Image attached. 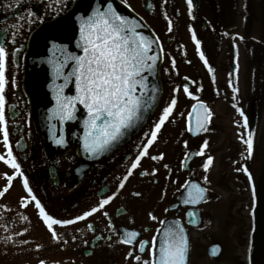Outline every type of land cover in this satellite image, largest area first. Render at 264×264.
Returning a JSON list of instances; mask_svg holds the SVG:
<instances>
[{
    "label": "flooded vegetation",
    "instance_id": "flooded-vegetation-1",
    "mask_svg": "<svg viewBox=\"0 0 264 264\" xmlns=\"http://www.w3.org/2000/svg\"><path fill=\"white\" fill-rule=\"evenodd\" d=\"M79 1L0 0V44L8 52L4 95L9 141L21 169L29 177L30 186L50 214L57 218H72L96 205L106 195L116 193L105 208L115 229L109 230V217L97 212L74 225L57 226L56 231L67 243L53 240L34 204L22 206L21 197L26 195V190L22 187V177H18L9 191L0 197V264H39L40 260L46 264H138L132 258L126 259L127 253L131 250L134 255H140L142 261L149 260L151 241L153 237L157 238L164 224L161 222L177 219L186 225L187 214L192 212L198 223L197 227L186 225L192 249L193 236L205 223L203 206L208 202L209 192L192 172L196 160L201 157L198 154L200 148L195 144L206 134L214 118V109L199 95L205 87L217 84L223 64L231 67L234 59V49L230 61V57H224L218 48L210 47L211 40L217 43L222 36V0H199V7L193 0L191 8L187 0H115L145 21L160 40L164 54L161 68L163 94L154 115L136 135L110 154L92 159L80 156L76 148L61 151L45 143L34 126L29 97L23 85L28 45L33 33L67 14ZM169 20L171 31L168 30ZM185 21L190 24V48H182L176 42ZM193 33L200 41L199 47L192 38ZM201 52L208 64L200 59ZM185 84L191 96L183 91ZM175 87H179V91L174 93ZM181 93L191 103L176 104L169 120L172 116L175 121L183 116L187 104L189 114L194 104L202 102L212 113L205 133L194 138L187 132L188 114L185 128L183 124L178 129L168 128L167 121L148 149L149 156L142 159L140 166L124 182L122 177L144 142V133L150 130L170 99ZM6 148L0 134V155H6ZM191 151L197 154L187 168L184 161ZM161 153L162 159L154 161L150 158L159 157ZM153 170H156L154 175ZM5 172L11 174V169L0 162V190L6 184L2 178ZM189 182H197L207 191L205 201L197 208L183 206L178 200ZM119 183H124L122 189L118 188ZM150 214L157 219L152 220ZM89 224L95 226V231L87 227ZM126 231H136L139 234L137 241H149L143 253L138 251V243L126 245L120 242Z\"/></svg>",
    "mask_w": 264,
    "mask_h": 264
},
{
    "label": "snow or ice",
    "instance_id": "snow-or-ice-1",
    "mask_svg": "<svg viewBox=\"0 0 264 264\" xmlns=\"http://www.w3.org/2000/svg\"><path fill=\"white\" fill-rule=\"evenodd\" d=\"M192 4L193 0H187L189 8L192 7ZM29 15H32V13H29ZM139 27L141 25L137 20H130L128 17L121 15L109 0L106 6L101 4L100 7L92 11L91 15L81 19V44L78 46L81 47L83 54L70 55L56 67L57 77L64 80V83L57 89V118L62 123L74 120L76 118L77 104L82 105L87 110V119L84 121L83 147L88 153H102L108 149L124 135L126 130L134 127L144 110L149 107V99L145 98V94L146 91L150 93L151 89L145 73H151L154 70L160 56L152 47L156 41L137 31ZM171 28L172 22L169 20L168 30L171 31ZM192 38L195 40L197 47H199L200 41L196 39L194 33ZM7 57L8 52L5 46L0 44V134H2L3 142L7 145L6 155H0V162H3L6 167L11 169V174L8 172L2 174L6 184L0 190V197H3L9 191L12 182L16 178L22 177V187L26 190V195L21 197L22 206L27 207L28 204H34L35 209L38 210L39 219L45 225L51 238L59 243H67V241L62 240L56 231L57 226L68 227L74 225L86 220L97 212L109 217L105 208L115 198L116 193L106 195L96 205L89 207L72 218H57L46 210V206L42 204L41 199L38 198L30 186L29 177L21 169V164L18 162L10 145L4 95L7 83ZM200 59L205 64H208L203 52L200 53ZM69 61L73 62V66L70 71L65 73L64 68L68 66ZM172 64L173 66L175 65V60L172 61ZM208 70L211 72L212 68L209 67ZM73 78L75 95L63 94L64 88L73 81ZM178 91L179 87L173 88L174 93ZM183 91L189 96L192 95L187 84L183 87ZM233 91H237V89L234 88ZM176 104L177 99L173 96L167 105L162 108L161 114L150 130L144 133L145 140L139 146V150L130 161L126 173L122 177L124 182L140 166L142 159L149 156L148 149L157 140L158 134H160L165 123L169 121ZM196 107H193V113H195ZM198 107L204 110L205 115L203 118L198 114L196 115V126L204 129L212 113L203 103L199 104ZM193 113H190L189 116L191 117ZM240 114L241 116L244 115L242 110ZM244 123L247 126V117H244ZM188 130L191 131V128ZM55 143L62 146L65 144V140L63 137L57 138ZM244 143L247 145L248 153L251 154L253 151V137L251 134L248 135ZM204 147H207V141H205ZM198 154L203 155V149ZM150 158L154 161L158 158L162 159L163 154L161 153L159 157L151 156ZM212 162L213 158L208 156L203 168L207 170ZM164 167L167 168L168 165H164ZM155 171L153 170V175ZM249 178L251 179L250 173ZM123 187L124 183L118 184V188L122 189ZM184 187L187 189V195L183 203L195 205L204 200L205 188L196 183H186ZM190 215L192 214L190 213ZM150 218L152 220L157 219L156 216L151 214ZM87 227L95 231L94 225L89 224ZM107 228L109 230L115 229L110 217ZM138 235L136 231H126V235L120 238V242L126 245L138 243V251L143 253L149 241H137ZM164 237L165 239L159 244H157V238L153 237L151 241L152 252L149 260L142 261L141 256L134 255L131 250L127 253L126 259L132 258L138 264H184L188 247L184 230L180 228L177 231L174 228H168L164 232ZM108 238L110 239V237ZM73 240H75V237H73ZM23 242L27 243L28 241ZM39 264H46V262L40 260Z\"/></svg>",
    "mask_w": 264,
    "mask_h": 264
},
{
    "label": "rangeland",
    "instance_id": "rangeland-1",
    "mask_svg": "<svg viewBox=\"0 0 264 264\" xmlns=\"http://www.w3.org/2000/svg\"><path fill=\"white\" fill-rule=\"evenodd\" d=\"M220 13L222 36L217 43L211 40L210 47L218 48L230 61L232 50H237L239 68L234 76L230 64H223L217 84L205 87L199 95L214 109V118L195 144L203 155L196 160L192 175L207 188L209 197L203 206L205 223L193 236L191 264H250L247 246L255 229L256 194L264 190V0H222ZM188 25L183 22L176 38L182 48L192 46ZM176 99L177 104L191 103L182 93ZM188 104L178 120L172 116L168 128L184 127ZM249 134L253 137L251 154L244 143ZM208 156L213 162L205 170ZM213 243L222 246L217 259L207 254Z\"/></svg>",
    "mask_w": 264,
    "mask_h": 264
},
{
    "label": "water",
    "instance_id": "water-1",
    "mask_svg": "<svg viewBox=\"0 0 264 264\" xmlns=\"http://www.w3.org/2000/svg\"><path fill=\"white\" fill-rule=\"evenodd\" d=\"M109 0H80L74 7L64 16L50 21L40 28H38L29 40L28 54L25 61V72L23 77V85L26 93L28 94L33 122L37 132L43 137L45 143L52 149L69 151L73 148L77 149L80 156L85 158H98L110 154L116 148L121 146L123 143L131 139L138 131H140L151 119L155 113L159 102L163 94V85L161 82V67L164 62L163 48L160 40L151 29V27L143 21L138 15H136L130 8L119 3L115 0H110L115 9L123 16L128 17L130 20H137L141 27L137 31L142 32L150 39H154L156 43L152 45L155 52L159 54L160 59L158 60L154 70L151 73H145L148 78L149 88L151 92L145 94V98L149 99V107L144 110L141 118L135 123L134 127L125 131L124 135L120 139L114 142L108 149L102 153L91 154L85 151L84 134L85 127L84 121L87 119V110L82 105H76V118L72 121L61 122L56 115L57 108V89L64 83L62 78H58L56 74V67L58 64L63 63L66 57L70 55H82V49L78 45L81 44L80 40V22L82 18L91 15L92 11L100 7L101 4L106 6ZM197 7L200 6L199 0H194ZM151 54V53H150ZM73 66V62L69 61L68 66L64 68V72L70 71ZM238 69L237 64V52L234 51V60L232 63V71L236 75ZM63 94L75 95L74 78L73 81L64 88ZM196 103L193 105L197 106L195 113H193V107L191 112L193 115L187 116V131L192 137H199L203 134L211 121V116L208 119L204 129L196 126V115L198 114L201 118L205 115L203 109H200ZM208 108V107H207ZM211 112V110L208 108ZM191 128V131L188 129ZM63 137L65 140L64 145H57L55 140ZM196 151L189 152L184 161V166L188 168L189 164L196 158ZM196 183L197 182H189ZM187 195V189L184 188L181 192L178 200L183 206H190L193 208L199 207L207 197V191L204 193V200L198 204H185L183 203ZM190 213L192 215H190ZM187 214L186 225L197 227V218L192 212ZM196 221V222H195ZM185 223L177 219H167L162 225L160 231L157 234V244L162 242L164 232L168 228H174L177 231L182 228L184 230L185 238L188 242L187 252L184 260V264L190 263L192 244L189 239ZM255 247L259 239L261 232V226L259 223H255ZM251 253V263H254V250ZM208 255L213 259L220 257L222 253V246L220 244H212L208 247ZM158 248H157V259H158ZM256 264H264V245L259 255Z\"/></svg>",
    "mask_w": 264,
    "mask_h": 264
},
{
    "label": "bare ground",
    "instance_id": "bare-ground-1",
    "mask_svg": "<svg viewBox=\"0 0 264 264\" xmlns=\"http://www.w3.org/2000/svg\"><path fill=\"white\" fill-rule=\"evenodd\" d=\"M253 217L255 223H259L261 226L260 237L255 247V231H251L249 234V243L247 246V251L249 256H251L252 250H254V263L258 261L259 255L261 253L262 247L264 245V190L256 194L255 209L253 210Z\"/></svg>",
    "mask_w": 264,
    "mask_h": 264
}]
</instances>
